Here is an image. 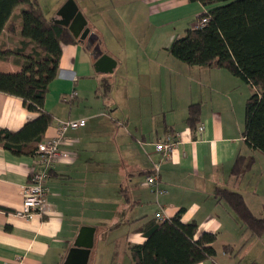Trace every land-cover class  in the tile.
Wrapping results in <instances>:
<instances>
[{
    "label": "crops",
    "instance_id": "obj_1",
    "mask_svg": "<svg viewBox=\"0 0 264 264\" xmlns=\"http://www.w3.org/2000/svg\"><path fill=\"white\" fill-rule=\"evenodd\" d=\"M37 1L52 20L66 0ZM74 1L116 65L111 72H97L84 42L61 46L44 98L52 118L44 138L55 134L58 119L83 118L86 124L65 132L61 146L71 155L54 161L42 215L28 219L13 213L22 203V186L37 169V157L0 146V264H62L83 226L94 228L87 264L125 259L133 264L129 247L145 240L140 227L157 212L170 218L181 208V221L197 225L195 237L216 235L215 256L195 264H264V231L252 234L218 196V189L237 191L256 216L264 217V154L242 134L253 89L224 67L189 65L168 52L204 6L197 0ZM19 7L12 14L16 26L0 36L6 49L21 40ZM20 62L17 55L0 59V70L18 71ZM103 79L110 84L107 92ZM195 103L199 110L191 125L187 116ZM37 115L22 98L0 92V127L17 130ZM169 132L178 133L180 143L162 158L155 144ZM238 154L253 159L240 176L232 174ZM155 165L163 194L144 184ZM250 174L255 179L247 185ZM106 185L114 193L108 215Z\"/></svg>",
    "mask_w": 264,
    "mask_h": 264
},
{
    "label": "trees",
    "instance_id": "obj_2",
    "mask_svg": "<svg viewBox=\"0 0 264 264\" xmlns=\"http://www.w3.org/2000/svg\"><path fill=\"white\" fill-rule=\"evenodd\" d=\"M197 1L204 10L192 27L173 39L168 52L189 65L224 67L250 84L253 90L245 103L242 134L251 148L264 154V0ZM18 7L21 40L13 49L0 44V59L17 55L21 68L15 72L0 70V92L22 98L38 115L17 130L0 127V146L16 155H35L52 121L44 109V98L58 70L61 46L78 39L66 26L49 20L37 0H0V36L6 28L16 26L12 14ZM202 16H207V23L196 26ZM101 86L105 92L110 88L105 79ZM198 110L196 103L189 106L187 121L191 125ZM252 160L238 154L232 174H243ZM218 196L226 200L246 229L262 234L264 217L251 211L241 193L222 188ZM182 210L170 218L149 219L140 227L145 240L130 245L133 264H195L215 256L216 235L201 232L195 237L197 225L182 222ZM224 251L232 253L229 246H224Z\"/></svg>",
    "mask_w": 264,
    "mask_h": 264
},
{
    "label": "built area",
    "instance_id": "obj_3",
    "mask_svg": "<svg viewBox=\"0 0 264 264\" xmlns=\"http://www.w3.org/2000/svg\"><path fill=\"white\" fill-rule=\"evenodd\" d=\"M207 16H202L196 26H204L207 23ZM86 124L85 119H58L55 127V134L40 141L36 148L37 169L30 174L29 181L22 186L21 206L13 213L24 218H32L42 215L45 212L48 200L47 180L53 168L54 161L59 157H70V153L62 149V142L65 139V132L68 129H76ZM204 125L199 123L197 132H201ZM180 143L178 133L169 132L164 138L157 141L155 151L160 153L162 158H168L174 147ZM144 184L156 194H163L165 190L159 186L158 165H155L151 173L145 177ZM156 218H162L160 212L155 213Z\"/></svg>",
    "mask_w": 264,
    "mask_h": 264
},
{
    "label": "water",
    "instance_id": "obj_4",
    "mask_svg": "<svg viewBox=\"0 0 264 264\" xmlns=\"http://www.w3.org/2000/svg\"><path fill=\"white\" fill-rule=\"evenodd\" d=\"M57 15L59 17L51 21L66 26L79 42L85 43L84 46L94 57V69L97 72H111L116 65V60L102 52L97 42V35L87 26V21L75 1L66 0L58 9ZM93 231V227H81L62 264H87L93 244Z\"/></svg>",
    "mask_w": 264,
    "mask_h": 264
},
{
    "label": "rangeland",
    "instance_id": "obj_5",
    "mask_svg": "<svg viewBox=\"0 0 264 264\" xmlns=\"http://www.w3.org/2000/svg\"><path fill=\"white\" fill-rule=\"evenodd\" d=\"M51 1H52V0H51ZM51 1H50V2H51ZM51 5H52V4H51ZM47 12L50 13V12H54V11H50V10H49V11H47ZM88 27H89V26H88ZM112 156H113V155H112ZM116 172H117V171H116ZM107 173H108L109 176L113 177V171H112V169H110L109 172L107 171ZM254 179H255V176H253V174H252V175L250 174V176H247V178H245L244 183L246 184V182H247V185H252ZM245 184L243 185V187H245ZM113 196H114V193L112 194V188L106 185V187H105V198H106L105 207H106V215L109 214V211H110V205H111V202H110V201H112V197H113ZM116 214H117L116 219L119 220V221H117V222L119 223L120 220H122V219L119 218L120 215L122 214V209H119V211H118ZM118 223H117V224H118ZM116 252H119V250H117ZM123 262H124V261H123ZM107 264H108V263H107ZM123 264H128V263L126 262V259H125V262H124Z\"/></svg>",
    "mask_w": 264,
    "mask_h": 264
}]
</instances>
